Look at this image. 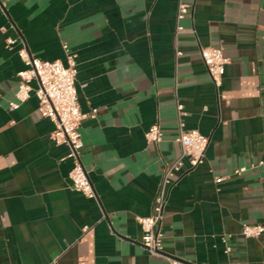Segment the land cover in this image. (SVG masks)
<instances>
[{"label": "crops", "instance_id": "0c3cea01", "mask_svg": "<svg viewBox=\"0 0 264 264\" xmlns=\"http://www.w3.org/2000/svg\"><path fill=\"white\" fill-rule=\"evenodd\" d=\"M178 1L0 0V264H171L144 247L138 217L152 213L180 155L178 101L185 129L209 145L203 163L185 161L172 178L163 253L264 264V233L242 234L264 225V0H184L191 11L177 37ZM64 44L77 55L81 111H97L81 123L95 198L72 187L69 147L51 140L37 96L9 110L25 68L20 49L65 61ZM202 47L229 58L219 90ZM156 123L163 140L148 142Z\"/></svg>", "mask_w": 264, "mask_h": 264}, {"label": "built area", "instance_id": "2783aa9c", "mask_svg": "<svg viewBox=\"0 0 264 264\" xmlns=\"http://www.w3.org/2000/svg\"><path fill=\"white\" fill-rule=\"evenodd\" d=\"M191 5L184 0L178 1L176 12V30L178 37L184 31L183 20L190 14ZM8 45L15 43V39H7ZM66 58L61 60H42L34 57L26 47L20 49L19 54L25 63V68L18 72L19 84L14 100L9 102V110L14 111L35 94L39 100V113L50 119L53 130L50 133L51 140L69 147L68 157L72 159L73 166L69 172V178L74 190L84 195L95 198L96 193L93 183L86 170L81 150L84 146L81 133V123L84 118L96 116V110L90 115L81 111L78 89V61L77 55L71 51L68 44L63 45ZM176 58L182 55V51L176 49ZM201 57L207 68L208 74L215 87L219 90L223 84L226 66L229 58L225 56L222 47H202ZM37 86L34 87L33 83ZM178 109V137L181 152L179 157L165 168L160 190L154 199L152 213L149 216L138 217L142 228V244L150 254L164 256L171 264H189L187 262L166 256L164 251V233L162 222L164 209L168 199V188L172 183L175 173L182 170L185 161L194 169L204 162L206 150L209 145V137L198 130H186L183 121L184 109L182 103L177 102ZM164 133L159 124L152 125L146 132L148 142L160 143ZM242 167L236 170L237 174L245 171ZM222 178H216L220 183ZM84 228V232L88 231ZM264 233L262 224H245L242 234L246 238H257ZM232 248L227 246L225 252L230 254ZM52 264H57L55 261ZM232 264V263H227Z\"/></svg>", "mask_w": 264, "mask_h": 264}]
</instances>
